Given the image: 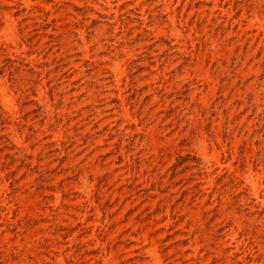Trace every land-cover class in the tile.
I'll return each instance as SVG.
<instances>
[{"label": "rangeland", "instance_id": "1", "mask_svg": "<svg viewBox=\"0 0 264 264\" xmlns=\"http://www.w3.org/2000/svg\"><path fill=\"white\" fill-rule=\"evenodd\" d=\"M0 264H264V0H0Z\"/></svg>", "mask_w": 264, "mask_h": 264}]
</instances>
